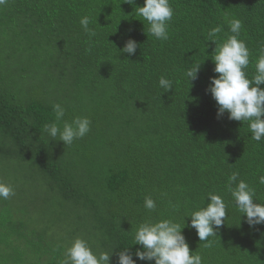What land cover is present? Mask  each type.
I'll list each match as a JSON object with an SVG mask.
<instances>
[{"label": "trees", "instance_id": "trees-1", "mask_svg": "<svg viewBox=\"0 0 264 264\" xmlns=\"http://www.w3.org/2000/svg\"><path fill=\"white\" fill-rule=\"evenodd\" d=\"M170 4L167 40L148 34L147 22L124 0L0 4V181L15 190L0 199V264H62L76 238L97 255L134 252L141 223L172 219L183 227L206 206L208 193L224 198L227 218L206 241L186 227L190 249L202 264H264V225L250 228L226 188L238 172L264 204V139H250L248 123L227 113L218 119L205 91L214 75L208 32L220 26L219 40L226 39L232 19L242 22L239 39L250 52L245 71L249 79L255 74L264 0ZM85 16L95 36L81 26ZM129 37L139 45L132 56L119 52ZM197 63L203 64L190 89L185 70ZM162 76L172 90L159 86ZM56 103L65 109L63 121H91L71 145L45 131ZM149 196L154 211L144 207Z\"/></svg>", "mask_w": 264, "mask_h": 264}, {"label": "clouds", "instance_id": "clouds-1", "mask_svg": "<svg viewBox=\"0 0 264 264\" xmlns=\"http://www.w3.org/2000/svg\"><path fill=\"white\" fill-rule=\"evenodd\" d=\"M4 2L5 0H0V4ZM124 3L133 6L134 12L147 22L148 34L160 40L168 39L169 22L174 15L170 0H144L143 6H137L136 0H124ZM89 23L87 16L80 20L85 32L92 37L95 32L88 27ZM241 28L242 22L232 19L229 24L231 35H227L222 41L218 36L222 32L220 26L208 32L209 40L215 44L211 55L214 75L209 77L205 91L216 103L218 119L227 113V118L231 121L247 122L250 139L260 142L264 139V88L261 87L264 85V47H261L256 60L255 74L249 79L245 70L250 64V52L246 43L239 39ZM138 47L137 41L129 37L119 52L132 56ZM202 64L197 63L185 70L190 89L199 78ZM159 86L168 92L172 90V81L162 76ZM52 107L55 122L46 125L45 131L53 141L59 137V142L71 145L75 139L83 138L90 131L91 121L87 117H76L69 123L63 121L65 109L61 104L56 103ZM238 177V172L231 173L226 185L235 208L250 228L264 225V204L255 199V189L244 180H238ZM258 179L260 184H264V175ZM13 195L14 187L0 181V199L6 200ZM207 200L205 207L190 213V223L186 224L184 221L183 227L172 219L156 222L145 220L135 231L134 242L140 247L134 252L132 248H124L113 251L111 255L108 252L97 255L85 239L76 238L65 250L62 264H111L113 256L116 257L115 264H137V261L149 264H202V256L197 250L190 249L183 230L186 227L194 229L199 241H206L217 235L225 224L228 205L221 195L215 193H208ZM144 207L154 211L156 202L150 196L146 197ZM170 207L175 205L170 204Z\"/></svg>", "mask_w": 264, "mask_h": 264}]
</instances>
